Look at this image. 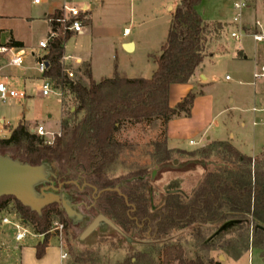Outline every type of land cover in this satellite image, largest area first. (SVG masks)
Listing matches in <instances>:
<instances>
[{
    "label": "rangeland",
    "instance_id": "374dc122",
    "mask_svg": "<svg viewBox=\"0 0 264 264\" xmlns=\"http://www.w3.org/2000/svg\"><path fill=\"white\" fill-rule=\"evenodd\" d=\"M170 1L137 0L132 4L129 0H117L112 4L107 3L103 11L99 10L100 16L96 17L93 11L91 20L93 19L94 24H98L97 20L100 24L107 23L109 32L114 37L101 38L95 42L92 37L73 36L67 41L66 51L73 54L90 51L95 62L96 76L112 77L117 71L125 77L150 78L157 66L153 55L159 54L167 38L170 12L174 13L176 8L174 6L170 11L167 9ZM236 1L239 0H202L197 7L207 23L221 22L208 26L209 38L213 39L214 28L221 30V37L212 45L214 56L204 59L205 71L210 75L209 83L194 87L196 94L201 88L203 90L195 115L191 119L180 118L173 124L176 136L170 144L193 150L200 145H192L190 140L199 141L204 134L203 140L206 137L231 138L236 147L248 154L259 153L264 145V124L256 127L253 125L255 113L252 110L253 101L250 99L253 87L248 83L252 70L255 69V39L246 32V16L251 9L243 8L239 22H234L237 15L234 8ZM98 6L100 9V3ZM42 9L43 5H36L32 0H0V42L4 43L10 39L13 31L31 47L40 44L48 35V21L40 17ZM32 18L34 22H31ZM224 23L228 25L225 26ZM126 28L132 31L129 36H123ZM233 32L240 34L241 39L234 38ZM128 40L137 41V47L133 51L125 50L121 45L122 41ZM239 47L250 52L251 58H237ZM210 51L208 46L207 52ZM10 56L11 52L0 54V67L8 65ZM13 68L15 67L12 66L10 70H14ZM73 70V79L77 80V68L74 67ZM31 73L32 77L26 80H11L12 86L18 91L26 92L27 97L22 100L0 101V118L5 117L10 126L17 125L25 118V123L31 130L42 124L46 129L57 133L63 132V118L69 119L70 125H73L82 117L81 113L77 116L72 113L77 101L68 90L63 98L54 95L44 97L38 92L42 75L37 70ZM227 76L231 79H227ZM82 80L89 83L85 76H82ZM190 83L191 81L182 83L178 86L181 88L175 89L171 100L175 105L180 101L186 85ZM256 133L258 134L255 137ZM116 138L124 147L116 163L108 170L107 177L116 187L128 182L129 189L136 192L137 197L146 198L149 211L163 204L169 193L179 192L189 197L208 171L225 164L216 155L203 159L199 154L190 156L178 153H175L170 161L158 163L153 152L155 142L165 138V125L161 120L153 123L127 121ZM52 171L53 167L48 165L47 172ZM76 192L75 188L57 192L70 202L81 217L69 216L62 206L66 222L59 216L55 217L49 231L52 239L48 257L51 260H57L61 244L67 255L64 264H117L139 252L150 254L155 263L160 264L163 247L169 243H179L185 249L187 260L195 259L199 254L205 264H264L261 251L252 247L241 259H234L228 252L219 248L199 249L193 235V227L176 230L160 238L152 237L146 229L139 227L132 220H127L123 212L125 210L120 206L96 205L93 197L97 190L86 191L79 201L73 196ZM4 216L21 217L13 201L0 213V231L7 227L1 224ZM56 223L63 224L62 231L55 229ZM94 223V228L90 230ZM204 229L209 239L219 227L204 226ZM11 230L14 233L13 229ZM32 231L34 233L33 229ZM228 231L230 229L225 233ZM35 235L36 238L28 236L22 243L27 247L24 252L27 259L31 247L38 241V234ZM7 240L10 241L9 238ZM16 246L14 238L9 244V249L0 246V252L2 251V256L8 259L9 264H19L20 250H16Z\"/></svg>",
    "mask_w": 264,
    "mask_h": 264
},
{
    "label": "trees",
    "instance_id": "16d2710c",
    "mask_svg": "<svg viewBox=\"0 0 264 264\" xmlns=\"http://www.w3.org/2000/svg\"><path fill=\"white\" fill-rule=\"evenodd\" d=\"M201 1L180 0L176 6L166 42L160 54L154 56L157 69L150 78L125 77L116 71L112 77L96 81L88 64L82 73L89 83L81 78H68L61 60L71 34H61L50 41L44 55L49 63L46 76L74 96L77 106L72 113L75 116L81 113L82 117L73 125L63 118V132L52 145L46 144L25 122H20L9 137H0V156L33 166L49 164L54 169L50 180L62 184L61 190L77 189L73 193L77 201L86 191L94 192L96 188L98 192L93 197L96 205L120 206L125 210L127 220L146 229L152 237L160 238L193 227L201 250L219 248L234 259H240L252 247L260 250L264 258V151L252 157L227 141H214L198 151L174 150L167 145V123L183 114L190 116L196 97L195 93L189 92L172 107L171 86L189 82L206 56L207 25L197 9ZM58 13L56 10L53 15ZM6 46L23 48L24 44L12 39ZM158 120L165 125V138L154 144L153 156L158 163L168 162L178 153L199 154L203 159L216 155L225 164L208 171L189 197L179 192L169 193L163 204L149 211L146 198L137 197V193L129 189L128 182L116 187L107 174L124 147L116 138L123 124ZM11 201L34 233L44 234V239L36 245V258L41 259L49 246L54 218L59 216L66 222L62 205L55 202L38 212L14 196L4 195L0 197V213ZM231 220H237V223L230 231L208 240L204 226L218 228ZM117 264L156 263L150 254L139 252ZM160 264L205 263L199 254L195 259L187 260L181 244L169 243L163 247Z\"/></svg>",
    "mask_w": 264,
    "mask_h": 264
},
{
    "label": "crops",
    "instance_id": "0c3cea01",
    "mask_svg": "<svg viewBox=\"0 0 264 264\" xmlns=\"http://www.w3.org/2000/svg\"><path fill=\"white\" fill-rule=\"evenodd\" d=\"M64 1L65 0H40L39 3H35V0H32V3H34L36 5H43V9L40 12V15H41L40 17H44V19H46L48 21L47 16L49 14H52L56 10H58L61 7V5L63 4ZM92 1L95 4V9H94L95 14L94 15L96 17H98V16H100L98 14L99 10H100V12L103 11V8H104V6L107 3L112 4V3H115L117 0H92ZM129 1L132 4L137 2V0H129ZM243 1H245L247 3V6L245 8L251 9V11H249L247 16H246V18H247V22H246L247 23L246 24L247 35L253 36L254 39H255V35L256 34H262L264 36V1L263 0H243ZM179 2H180V0H171L167 4V9L170 11V9L172 7H174V6L176 7L179 4ZM98 3H100V5H101L100 9H99ZM0 16H1V14H0ZM170 16H171V21H170V26H171L173 13L170 12ZM34 21L35 20L33 19L31 22H34ZM97 21H98V24L97 23L94 24L93 23V19H92L90 21V23L88 25V28L85 31V33L79 34V35H75V36H77V37H84V36L92 37V39L95 42H97L101 38H106V39L113 38L114 36H112V33L109 32V27L107 26V23H101L100 24L99 20H97ZM205 23L207 25L206 40H205V54H206L205 58H206L208 56L209 57H213L214 56V51H213L212 45L214 43H217L220 40V37H221V34H220L221 30L218 29V28H214V30H213L214 31L213 39L209 38V33L210 32H208L209 31L208 30V26L209 25H214V24H219L221 22L207 23L205 21ZM224 24H225V26L228 25V23H224ZM170 26H169V29H170ZM49 29H50V25H49V22H48V33H49ZM126 29L129 30V33L127 35L125 33H123V36H129L131 34V32H132L129 28H126ZM169 29H168V32H169ZM167 36H168V33H167ZM234 38H236V37H234ZM12 39L23 42L24 47L21 48V49L25 50L26 55H25V63H24V65L22 67H15V68H13L14 70H10L12 68V66L9 63H8V65L0 67V80L6 79L11 86H12L11 80L13 78H18L20 80H26L27 78L32 77L33 74L31 73V71L37 70V62L47 52L46 50H43V49H41L39 47V43L35 44V46H32V47L29 46L23 40L22 37L17 36L13 31H11V38L8 39L4 43L0 42V44L1 45H5L6 43L11 41ZM236 39H241V35L239 34V37L236 38ZM165 42H166V40L164 41V43ZM127 43H132V50H130V51H133L134 49H136V47H137V41L136 40L122 41L121 45H122V47L124 49H125V45ZM208 46H209V48L211 50L210 53L207 52L208 51ZM14 48H17V47H14ZM29 50H32V51L30 52ZM160 52H161V49H160ZM160 52H159V54H160ZM65 53L66 54L75 55L76 57H78L80 59V61H81L80 64H76L75 65V67L77 68V73L79 74L78 78L82 79V76H85V75H83L82 72H83V67L86 64H88L90 66L91 73H92V78L94 80L99 81L100 79L105 78L104 76H96V74H95V65H94L95 62H94L93 55L91 54L90 51H84L81 54L67 53V51ZM159 54L153 55V56H158ZM236 57L240 58V59H250L251 58V53L250 52H246L243 47H239L237 49ZM253 59L255 61V69L252 70L251 79H250V81L248 83H249L250 86L253 87L252 90L250 91V99L253 101L252 110L255 113V119L253 121V125L256 127V126H258L261 123L264 124V77L255 78V73L260 71L261 66L264 65V38H263L262 41H258V40L255 39V47H254V50H253ZM155 63H156V61H155ZM156 65H157V63H156ZM156 69H157V66H156L155 70ZM155 70L153 71V73L155 72ZM229 78L227 76V79H229ZM88 81H89V79H88ZM190 81H191V83L186 85V89L184 90V93L182 94L180 101L189 92L195 93L193 91L194 87H196V86H201L202 87L205 84L209 83L210 75L207 74L206 71H205V63H204V61L198 67V69L196 70L195 74L192 76ZM178 86H181V84H173L171 86L170 105L172 107L176 106L171 100H172V95H173V92L175 91V89L176 88H181V87H178ZM195 95H196V97H195L194 104H193V107H192V110H191V115L190 116H186V115L183 114L181 116L174 117L173 119H171L167 123V126H166V137H167V145H168V147L170 149L185 150V151H198V150H201V149L205 148L206 146L210 145L214 141H227V142L231 143L235 148H237L240 152H242L244 154H247L249 156H252V157H256V156L260 155L261 152L264 151V145H263L261 147L259 153L248 154V153H245L244 151H242L240 148L236 147L233 144L231 138L206 137V139L203 140L204 134L201 136V139L199 141H196V140H193V139L190 140V144H192V145H196V144L200 145V146H198L197 148H195L193 150H188L186 148H181L180 146L175 145V144H170L171 140L174 139L175 136H176L175 135V129L173 128L174 127L173 124L180 118L185 117L187 119H189V118L191 119V117L195 115V110H196L198 101H199L200 97L203 95L202 88H201V90L199 92L197 91V94L195 93ZM197 95H199V96H197ZM257 113H259V115H257ZM61 118H62V116H61ZM1 121L8 122L5 117H1L0 118V122ZM25 121H26V119L23 118L17 123V125L20 122H25ZM9 125H10V123H9ZM17 125L9 126V130L5 129L4 132H3V134L5 135L4 137H9L11 132H12V130ZM40 125H42V124H40ZM7 131H8V134H6ZM257 134L258 133L255 134V137L257 136ZM11 229L12 228L10 226H7L6 228H3L0 231V246H2V248L5 247V249L6 248L9 249V244L11 243V240L14 238V233L12 232ZM7 230L11 231V232L8 233ZM32 236L35 237V235H32ZM7 238H9L10 241H8ZM51 239L49 240V246L46 249V253H45L44 257H42L41 259H37L36 258V245L38 244V242L43 240L42 237L38 238L37 239L38 240L37 243L34 246L31 247V249L29 251L28 259L25 258V256H24V252H25V249L27 247L22 245V244H20V245L17 244L16 247L18 249L16 247H15V249L16 250H20L19 264H64L66 258H63V254H65V252H64V249L61 246V244H60V249H58L57 260L55 258L53 260L49 259L48 251H49V248H50ZM256 250L260 251L258 249H256ZM1 252H0V264H9L8 259L6 257L2 256ZM247 258H249V257H247ZM249 260L251 262L250 258H249Z\"/></svg>",
    "mask_w": 264,
    "mask_h": 264
},
{
    "label": "built area",
    "instance_id": "2783aa9c",
    "mask_svg": "<svg viewBox=\"0 0 264 264\" xmlns=\"http://www.w3.org/2000/svg\"><path fill=\"white\" fill-rule=\"evenodd\" d=\"M40 0H35V3H39ZM247 6V3L243 0L235 2L234 8L237 11V15L234 18V22H239L240 13L243 8ZM95 9V4L92 0L87 2H79L78 0H65L61 7L58 9V15L49 14L47 16L50 29L47 38L40 42L39 47L43 50H48L49 43L53 39L59 37L61 34L65 35L67 33L71 34V37L79 34L85 33L88 25L91 21V15ZM53 15V16H50ZM126 35L129 33L128 29L124 32ZM233 37L238 38L239 34L236 32L232 33ZM264 36L262 34H256L255 39L262 41ZM67 44V42H66ZM65 44V50H66ZM4 52H11L9 59V64L13 67H22L25 63L26 52L21 48H8L6 46H0V54ZM66 52V51H65ZM62 65L68 78L73 79L75 76L73 68L76 64H80V59L72 54H64L62 60ZM49 63L42 56L37 62V70L42 75L41 83L38 87V92L44 97L57 96L63 98L65 90L61 87H57L54 81L46 76ZM264 77V65L261 66L260 71L255 73V78ZM229 78V76H228ZM27 97L26 92L18 91L16 88L11 86L6 79L0 80V101L7 102L12 100H22ZM9 123L6 121L0 122V137H4V130H9ZM34 133H37L40 137L44 139V142L48 145H52L57 136H61V132H53L45 128L44 125H38L34 127ZM2 225L10 226L14 231V240L18 245L22 244L23 241L31 235H35L29 226L28 222L22 217L14 216H4L1 219ZM55 229L62 231L63 224L56 223ZM44 234H38V237H42ZM36 236V235H35ZM66 253L63 254V258H66Z\"/></svg>",
    "mask_w": 264,
    "mask_h": 264
},
{
    "label": "water",
    "instance_id": "95a60500",
    "mask_svg": "<svg viewBox=\"0 0 264 264\" xmlns=\"http://www.w3.org/2000/svg\"><path fill=\"white\" fill-rule=\"evenodd\" d=\"M125 49L132 50V43H127ZM34 132V129H32ZM49 164L33 166L22 163L9 156H0V197L4 195L14 196L21 203L40 212L42 208L52 203H60L69 216L81 217L79 213L71 206L70 202L53 192L62 187V184L56 188L50 180L52 172H47ZM47 183V185H42ZM42 185L37 191V186ZM116 190H119L116 188ZM237 223V220H231L224 223L219 229L208 239L211 240L219 236L226 230L230 229ZM90 226V230L94 228ZM44 235L42 238L44 239Z\"/></svg>",
    "mask_w": 264,
    "mask_h": 264
},
{
    "label": "flooded vegetation",
    "instance_id": "af4514ba",
    "mask_svg": "<svg viewBox=\"0 0 264 264\" xmlns=\"http://www.w3.org/2000/svg\"><path fill=\"white\" fill-rule=\"evenodd\" d=\"M59 184H60V183H57V184H56V183H54V182H53V185H54L56 188H58V187H59ZM88 185H90V184L88 183ZM62 187H63V185H62ZM62 187H61L60 189H58V190H52V191H54V192H56V193H57V192H59V191L62 189ZM96 190H97V189H96V188H94V191H96ZM95 197H96V196H95Z\"/></svg>",
    "mask_w": 264,
    "mask_h": 264
}]
</instances>
